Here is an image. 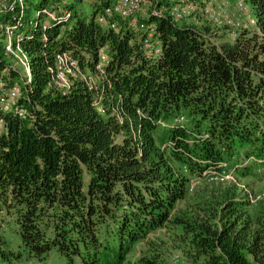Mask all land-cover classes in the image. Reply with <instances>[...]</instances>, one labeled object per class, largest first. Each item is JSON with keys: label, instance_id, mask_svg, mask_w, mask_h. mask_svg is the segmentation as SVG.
I'll return each instance as SVG.
<instances>
[{"label": "trees", "instance_id": "16d2710c", "mask_svg": "<svg viewBox=\"0 0 264 264\" xmlns=\"http://www.w3.org/2000/svg\"><path fill=\"white\" fill-rule=\"evenodd\" d=\"M115 1L41 0L36 21L25 10L30 80L9 67L26 112H3L0 128V212L19 240L0 223V264L53 251L124 264L139 241L136 264H178L148 239L161 228L184 264H264V196L243 183L264 170V0H243L256 24L235 29L203 5L182 20L157 1L138 20L100 22ZM63 52L80 68L67 88L55 83ZM230 168L234 180L218 175Z\"/></svg>", "mask_w": 264, "mask_h": 264}, {"label": "built area", "instance_id": "2783aa9c", "mask_svg": "<svg viewBox=\"0 0 264 264\" xmlns=\"http://www.w3.org/2000/svg\"><path fill=\"white\" fill-rule=\"evenodd\" d=\"M26 1L27 0H0V42L4 40L3 45V56H11L15 59L14 63L11 64L12 68L16 69L15 65L22 66L24 69L20 79L24 81H29L31 78V66L29 62V57L27 52L21 47L20 41L21 37L19 30L23 27L26 10ZM215 0H209V4H212ZM146 0H116L112 4L105 7L103 14L99 16V21L104 22L106 15L112 16L113 14L120 16H134L139 10L143 8ZM237 5L240 9L247 10L246 4L243 0H239ZM194 9L192 10V12ZM211 9L206 8V12L209 17L214 18V13L210 12ZM43 12L48 13L49 16L53 17L54 12L49 8H44ZM176 19H182L183 17H188L190 10L180 8L177 5H173L171 12ZM11 15L10 18L3 19L5 15ZM32 24V21H29ZM230 25V21H228ZM249 24L255 25L256 19L254 17L249 19ZM143 26V23L140 24ZM241 25V22H234L230 26L235 29ZM111 26H116L115 22L111 23ZM148 34L145 37V46L150 45V37L152 36L153 28L147 27ZM234 33V31H233ZM155 51H159V47H155ZM59 64L58 70L55 75V83L61 88H67L69 86L68 75H76L80 68L79 62L75 59L69 52H63L58 56ZM1 61V59H0ZM9 66L6 65L4 69L0 70V128L4 126V119L2 113H14L19 116H23L26 112L25 107L22 104H19V100L22 94V85L19 81L11 82V76H5L2 72L5 70V74H9L6 71V68ZM100 67V65H98ZM18 69V68H17ZM16 69V70H17ZM19 72V70H17ZM230 177L229 175H227ZM211 178H218V176H213L211 173Z\"/></svg>", "mask_w": 264, "mask_h": 264}, {"label": "rangeland", "instance_id": "374dc122", "mask_svg": "<svg viewBox=\"0 0 264 264\" xmlns=\"http://www.w3.org/2000/svg\"><path fill=\"white\" fill-rule=\"evenodd\" d=\"M40 1L41 0H28L26 2V10L28 11L29 7L31 8V10H29L30 11L29 15L31 19L34 21L37 20L38 15H39V9L38 7H36V4ZM154 1H157V3L160 4L159 6L161 7L160 10L162 12H166V11L171 12V8L173 5H177L180 8L190 10V13L187 15L188 17L182 18V20L194 17L193 15L194 13L192 12V10L193 9L195 10L196 8L200 9L202 5L205 7V9L206 8L211 9L210 12L214 13L213 17L217 18V20L213 19V21L216 23H220V24L222 23V24L229 25L228 21L231 22L230 25L234 22L244 23V22L249 21V17L255 16V14L252 13L251 11L250 6L247 4H246L247 10L244 11V9H240L239 6L237 5V2L239 0H215L212 4H209V0H146L145 5L143 6V8L140 10V12L136 15L134 19L138 20V17L142 18V17L147 16L149 10L153 7ZM167 2H170L171 5H168ZM209 18H212V17H209ZM33 30L34 28H32V31ZM153 34H154V30L152 32V35ZM23 36H24V32H22L19 37L22 38ZM3 43H4V40L0 42V55H3V45H4ZM6 58H7L6 60H8L7 61L8 66L10 64H13L15 61V59L11 56H7ZM15 66H16V69L18 68L17 70H19V72L16 69L14 68L13 69L15 70L17 74L21 76L20 72L23 73L24 69L22 68V66H18V65H15ZM1 69H4V66L1 65V61H0V70ZM10 69L12 68L11 67L6 68V71L9 74H5V70L2 71L5 76L10 75L11 73ZM228 170L229 171H225V172L220 171V174L218 173V175L223 176V178H225L226 180L232 181L235 179L233 176L234 168H230ZM260 170H261L259 171L260 173H257L255 175L249 174L243 177V183L246 186H248L250 190L255 191L258 197L264 196V174H263L264 170L262 169ZM227 175H229L230 177H228ZM244 184H240V185L247 190L248 187L246 188ZM1 213L3 214V216H1ZM0 223H1V230L5 238L10 241V244L13 247H16L17 242L19 240V235L17 232L16 223L14 221V218L13 217L11 218L5 212H0ZM167 230H168L167 228H161L157 230L156 232H151L148 239H153V240L158 239V240L163 241L165 243V247H167L170 250V254H169L170 258L173 256H177L179 258L178 264H184V256L181 252V249L173 247L174 244H177L176 243L177 240L175 241ZM145 247H146L145 241L137 242L135 244L134 249L131 251V253L127 255V259L124 264H136L135 262L137 258L144 251ZM26 264H64V258L58 253H56V251H53L47 256L46 259L42 261L31 260L27 262Z\"/></svg>", "mask_w": 264, "mask_h": 264}]
</instances>
